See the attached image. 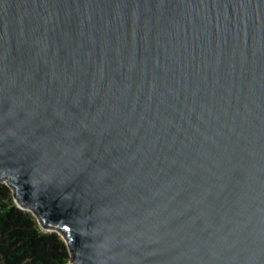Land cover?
Instances as JSON below:
<instances>
[{"label": "water", "instance_id": "water-1", "mask_svg": "<svg viewBox=\"0 0 264 264\" xmlns=\"http://www.w3.org/2000/svg\"><path fill=\"white\" fill-rule=\"evenodd\" d=\"M0 182L71 264H264V0H0Z\"/></svg>", "mask_w": 264, "mask_h": 264}, {"label": "trees", "instance_id": "trees-1", "mask_svg": "<svg viewBox=\"0 0 264 264\" xmlns=\"http://www.w3.org/2000/svg\"><path fill=\"white\" fill-rule=\"evenodd\" d=\"M0 264H71L62 235L44 230L33 213L18 206L13 190L1 182Z\"/></svg>", "mask_w": 264, "mask_h": 264}]
</instances>
